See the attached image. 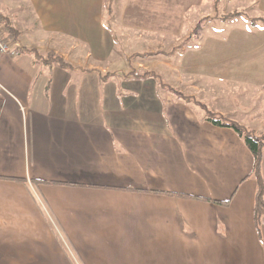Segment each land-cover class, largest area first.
Returning a JSON list of instances; mask_svg holds the SVG:
<instances>
[{
	"label": "crops",
	"instance_id": "obj_1",
	"mask_svg": "<svg viewBox=\"0 0 264 264\" xmlns=\"http://www.w3.org/2000/svg\"><path fill=\"white\" fill-rule=\"evenodd\" d=\"M173 1L132 0V10L203 0ZM29 2H0L20 46L0 56V264H264L252 152L171 90L264 135V0L239 2L233 18L246 36L204 50L207 64L195 62L186 87L164 78L160 53L176 51L163 45L112 58L104 0ZM145 72L154 75L137 76ZM262 165L264 177V152Z\"/></svg>",
	"mask_w": 264,
	"mask_h": 264
},
{
	"label": "rangeland",
	"instance_id": "obj_2",
	"mask_svg": "<svg viewBox=\"0 0 264 264\" xmlns=\"http://www.w3.org/2000/svg\"><path fill=\"white\" fill-rule=\"evenodd\" d=\"M175 1L176 0L173 2ZM228 1V4L231 5L227 7V10L219 7L215 9V7L213 8L212 6L213 2L203 0L195 4V6L191 5L183 10H179L175 7L169 11L162 12L157 10H132V0H104L102 19L105 28L110 31L117 40L112 58H115V61L119 63L118 57L123 52L132 53V51H137L144 53V55H150L146 53L148 51L147 49H154L156 51L163 45V49L168 53L176 51L174 55L168 56L160 53L165 62L162 68L167 72L164 78L172 83L183 84V86L186 87L190 85L194 77L193 66L195 62L203 65L207 64V60H205L202 54L204 50L218 51L219 45L223 42L222 38L225 39L226 36L231 38V40L235 39V45H238L236 41L239 39L237 38L246 36L245 21L239 18H233V15H237L235 11L237 9L241 10V6H243V4L239 3L241 0ZM0 2L8 6L20 3L24 7L30 4L29 0H0ZM213 16L220 18L216 21L217 25L209 24L203 27V22ZM145 19L151 20L150 22L153 26L145 28L144 24L143 27H132V22L143 21L145 23ZM1 28L4 30L2 26ZM196 34L200 39V43L197 41L198 38H193ZM64 35L66 34L64 33ZM64 35L58 34L55 39L59 40V38L64 37ZM132 37H139V39H142L140 40L141 45L132 44ZM76 39L77 38L73 37V40ZM199 44L201 45V49ZM83 45L89 49L84 43ZM235 50H241V48L238 49L235 47ZM240 61L242 65H244L248 60L242 58ZM256 61L257 59L250 60L248 62L250 67L257 66L260 61L258 63ZM179 63L184 69L181 70L180 73L174 75L171 70L174 66H179ZM167 64L168 66H166ZM189 66L191 69H187ZM150 75L154 74L148 72L147 76ZM181 77H183V79L180 80ZM204 78V76L199 77L203 85L206 84L205 79L207 77ZM253 124L254 126L252 128L254 129L260 126L257 122Z\"/></svg>",
	"mask_w": 264,
	"mask_h": 264
},
{
	"label": "trees",
	"instance_id": "obj_3",
	"mask_svg": "<svg viewBox=\"0 0 264 264\" xmlns=\"http://www.w3.org/2000/svg\"><path fill=\"white\" fill-rule=\"evenodd\" d=\"M0 25L4 28L5 35H6L5 39L17 40L19 32L12 25V21L9 18L7 17L0 18ZM31 52H34V51H31ZM51 57L53 61H56L62 64L63 66H68V64L64 62L62 59L56 56H51ZM45 61L48 62L49 59H45ZM147 75H148V72L142 75H138V76L146 77ZM171 90L174 93H176L179 97L187 101H194L196 104L200 105L203 109H205L208 121L214 124L215 126L232 128L241 137H243L246 145L252 152V155L254 158L253 168H252V172L250 176L254 177L257 183L255 206H254V219L256 223V228L259 233L260 227L264 221V177H263V165H262L263 152H264V135L257 134L254 131L241 126L237 122L229 120L225 116H221V115H218L212 112L204 104L200 103L197 100L192 99L189 96L182 94L181 92L175 90L174 88H171ZM181 196L186 197V198H191L190 196H185V195H181Z\"/></svg>",
	"mask_w": 264,
	"mask_h": 264
},
{
	"label": "built area",
	"instance_id": "obj_4",
	"mask_svg": "<svg viewBox=\"0 0 264 264\" xmlns=\"http://www.w3.org/2000/svg\"><path fill=\"white\" fill-rule=\"evenodd\" d=\"M5 32L0 26V56L16 57L19 54L20 46L16 40L5 39Z\"/></svg>",
	"mask_w": 264,
	"mask_h": 264
}]
</instances>
